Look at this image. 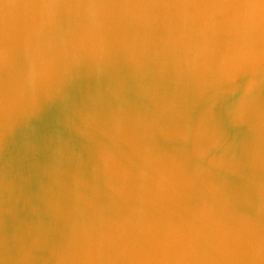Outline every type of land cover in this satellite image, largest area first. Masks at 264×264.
<instances>
[{
	"label": "water",
	"instance_id": "1",
	"mask_svg": "<svg viewBox=\"0 0 264 264\" xmlns=\"http://www.w3.org/2000/svg\"><path fill=\"white\" fill-rule=\"evenodd\" d=\"M0 264H264V0H0Z\"/></svg>",
	"mask_w": 264,
	"mask_h": 264
}]
</instances>
